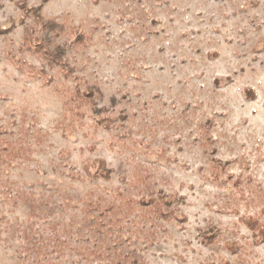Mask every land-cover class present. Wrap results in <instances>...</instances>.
<instances>
[{"label":"rangeland","instance_id":"obj_1","mask_svg":"<svg viewBox=\"0 0 264 264\" xmlns=\"http://www.w3.org/2000/svg\"><path fill=\"white\" fill-rule=\"evenodd\" d=\"M27 1L88 36L68 56L102 96L68 110L76 81L0 0V264H114L120 241L147 264H264V0ZM162 195L166 217L143 205Z\"/></svg>","mask_w":264,"mask_h":264},{"label":"trees","instance_id":"obj_2","mask_svg":"<svg viewBox=\"0 0 264 264\" xmlns=\"http://www.w3.org/2000/svg\"><path fill=\"white\" fill-rule=\"evenodd\" d=\"M12 1L15 2V5L20 8L23 14L21 21L24 26L22 49L42 60L51 68L58 69L68 79L76 81V86L70 98H66L62 94L65 107L72 112L74 111L77 115L81 113L83 108L90 107L94 109L96 107L94 106L96 104L95 98H100L102 96L101 92L96 86L87 84L83 77L76 74V69L70 64L68 56L73 47L77 45L86 46L88 36L77 28L67 26L55 19L47 18L42 12V7L30 6L27 0ZM49 1L42 0L43 3ZM28 19H31V21L27 22ZM71 36L74 37L72 40ZM63 37H68V39L63 40ZM110 123L109 118L104 120L106 128L110 127ZM85 169L88 175L95 178L108 179L110 177V171L107 170L104 160H96L93 163H89L85 166ZM143 202L144 207H156L155 213L160 215V217H166L162 206L168 209L172 205V200L165 195L160 196L158 200L157 198H150L147 201L143 200ZM99 212L95 218L97 219L96 225H99L100 228L104 226L106 219H110L111 223L113 221L112 216L114 213L116 214L112 208L104 211L100 210ZM254 227L257 230L260 229L261 235H264L263 226L256 224ZM118 243L120 245H117ZM118 243L112 252L114 253L112 256L114 264H147L144 257L136 250L125 248L123 241Z\"/></svg>","mask_w":264,"mask_h":264}]
</instances>
